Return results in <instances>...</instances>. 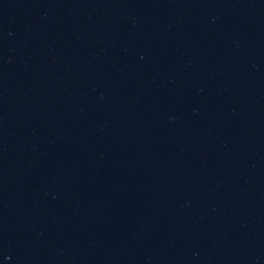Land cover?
<instances>
[{
  "label": "water",
  "instance_id": "obj_1",
  "mask_svg": "<svg viewBox=\"0 0 264 264\" xmlns=\"http://www.w3.org/2000/svg\"><path fill=\"white\" fill-rule=\"evenodd\" d=\"M0 264H264V0H0Z\"/></svg>",
  "mask_w": 264,
  "mask_h": 264
}]
</instances>
